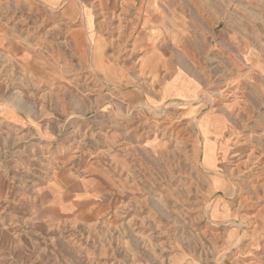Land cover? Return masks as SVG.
Instances as JSON below:
<instances>
[{"label": "rangeland", "instance_id": "rangeland-1", "mask_svg": "<svg viewBox=\"0 0 264 264\" xmlns=\"http://www.w3.org/2000/svg\"><path fill=\"white\" fill-rule=\"evenodd\" d=\"M0 264H264V0H0Z\"/></svg>", "mask_w": 264, "mask_h": 264}, {"label": "crops", "instance_id": "crops-1", "mask_svg": "<svg viewBox=\"0 0 264 264\" xmlns=\"http://www.w3.org/2000/svg\"><path fill=\"white\" fill-rule=\"evenodd\" d=\"M149 5L151 7H153L152 3L150 4V2H149ZM149 12H150V9L148 10V14H147L146 20L149 18V21H150L151 17L153 16V14H150ZM147 23L148 22H146L145 25H147ZM140 40H141V36H139L137 38V41H140ZM157 66H158L157 64H153L152 65L153 68H152L151 71H156ZM182 75H186V74L184 72H182V71H179L174 77H172L171 81L165 85L164 92H163L164 95H166V96L170 95V96L178 97V96H181L183 94V92L189 91L188 88H186V86H181L180 85V84H183V83L186 82L185 79L182 78ZM186 76L189 77L188 75H186ZM196 88H197V85H196ZM194 90L196 91V89H194ZM201 122H204V121L202 120Z\"/></svg>", "mask_w": 264, "mask_h": 264}, {"label": "bare ground", "instance_id": "bare-ground-1", "mask_svg": "<svg viewBox=\"0 0 264 264\" xmlns=\"http://www.w3.org/2000/svg\"><path fill=\"white\" fill-rule=\"evenodd\" d=\"M147 9H148V7H147ZM147 12H148V10H147ZM151 21V20H150ZM146 22H149V18L147 19V20H145V22L143 23L144 25L146 24ZM144 64H145V62H143ZM143 64V65H144ZM191 81V80H190ZM191 84V83H190ZM178 88V87H177ZM180 91V90H179ZM184 91V90H183ZM162 109V108H161Z\"/></svg>", "mask_w": 264, "mask_h": 264}]
</instances>
